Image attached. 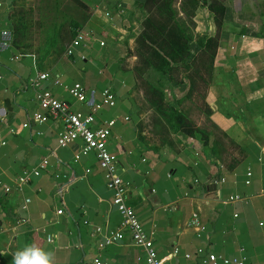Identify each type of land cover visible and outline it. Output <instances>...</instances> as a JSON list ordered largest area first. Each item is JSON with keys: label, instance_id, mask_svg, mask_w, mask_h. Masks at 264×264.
Masks as SVG:
<instances>
[{"label": "crops", "instance_id": "1", "mask_svg": "<svg viewBox=\"0 0 264 264\" xmlns=\"http://www.w3.org/2000/svg\"><path fill=\"white\" fill-rule=\"evenodd\" d=\"M13 1L0 0V264L33 243L53 253L55 264H146L121 227L96 155L74 162L80 140L59 147V121L32 122L43 112L30 84L40 72L49 75L41 90L74 112L88 114L104 89L113 93L115 105L97 111L91 128L115 120L107 149L126 204L164 264H210L208 253L264 264V0H212L209 7L171 0L177 30L208 33L188 44L185 66L182 59L162 75L176 81L163 95L183 128L171 122L172 109L149 100L140 53L145 23L158 16L150 0H63L68 29L77 25L91 39L67 55L70 34L41 61L12 42ZM76 82L88 105L70 97L66 88ZM43 159L46 168L18 190V179ZM193 213L204 226L199 233L187 226ZM117 232L115 244L103 245Z\"/></svg>", "mask_w": 264, "mask_h": 264}, {"label": "built area", "instance_id": "2", "mask_svg": "<svg viewBox=\"0 0 264 264\" xmlns=\"http://www.w3.org/2000/svg\"><path fill=\"white\" fill-rule=\"evenodd\" d=\"M91 39L90 33L83 29H78L71 41V46L66 50L67 55H71V47L78 45L79 43H86ZM17 59V57H15ZM49 75L45 72H40L37 76L30 80L31 86L36 90V102L38 107L43 111L42 113L35 112L31 120L33 123L43 124L49 120L59 121L62 125L60 131L57 134L58 146L67 147L77 140H80L82 145L79 151L74 155V162H78L81 157H85L90 153H94L98 160L99 168L104 172L106 178L107 188L113 192L112 203L117 207L121 216V227L131 235L134 246L141 248L145 253L146 264H164L163 260L157 255L156 249L153 245V240L150 236L143 232V229L136 217L134 210L126 204L125 196L126 189L122 183L120 177L117 174L116 157L111 154L107 149V140L111 132V128L114 126L115 120L104 122L103 126L98 129H92L91 126L95 122V113L102 107H113L115 105V98L113 93L109 89H104L101 93V100L96 104H89L85 90L80 83H74L70 87H67V91L75 101L88 105L91 107V111L88 114H82L80 112H74L70 105L64 101H60L53 97L50 91L41 90V83L48 80ZM55 86H61L58 80H54ZM23 127H27L24 125ZM47 166V160L43 159L40 163L32 169L30 172L25 173L17 181L18 190H22L23 186L28 183L30 177H36L40 175ZM89 171L86 170L87 174ZM248 176L250 174L248 173ZM216 185L220 183V180L215 182ZM9 188H5L6 192H9ZM28 200H26V203ZM61 210L57 211V215H61ZM24 222V221H23ZM187 226L194 230L196 233L201 232L204 226L200 222L198 213L191 215L190 221ZM100 230L97 229V232ZM120 238V233H115L104 237L103 245L115 244ZM48 242H51V238H47ZM100 246H102L100 244ZM176 254L177 251H174ZM188 257V256H186ZM208 262L210 264H244L242 260L227 259L221 255H212L208 253ZM98 259H94L91 264H99Z\"/></svg>", "mask_w": 264, "mask_h": 264}, {"label": "rangeland", "instance_id": "3", "mask_svg": "<svg viewBox=\"0 0 264 264\" xmlns=\"http://www.w3.org/2000/svg\"><path fill=\"white\" fill-rule=\"evenodd\" d=\"M63 0H14L10 10V32L12 38L17 42L22 49V53L30 57H34L36 60L43 59L51 52L58 51L59 47L63 46L64 41L70 36V30L68 24L61 14V5ZM212 0H201L202 7L212 5ZM207 16V15H206ZM154 21L158 20V16L153 18ZM173 21L178 22L182 27L180 18L177 15L173 18ZM182 34V38L186 41L187 53H190L188 44L194 40H205L208 37L207 31H204V35L200 36L196 32V27H193V31L187 28ZM196 30V31H195ZM180 32H174V35H178ZM181 38V39H182ZM215 36H211L208 41H214ZM182 39V42H183ZM207 40V39H206ZM148 60H151L148 56H144ZM143 60V59H141ZM187 61L183 62L186 65ZM141 66L145 65V62H140ZM153 65V64H151ZM161 67V65H153ZM175 65H173L174 67ZM179 66V65H178ZM145 70H148V80L146 87L150 90L149 100L159 108H166L167 106L172 111H166L167 114L171 112V122L178 124L180 127H184V121L177 111L171 106L174 102L171 100L167 102L163 91L166 86H173L176 84L175 80H170L167 77L164 79L163 74L156 71L150 64H146ZM180 69V68H179ZM173 71L171 74H173ZM145 82V81H144ZM143 86L145 87L144 83ZM183 130V129H182Z\"/></svg>", "mask_w": 264, "mask_h": 264}, {"label": "trees", "instance_id": "4", "mask_svg": "<svg viewBox=\"0 0 264 264\" xmlns=\"http://www.w3.org/2000/svg\"><path fill=\"white\" fill-rule=\"evenodd\" d=\"M158 11V20L148 19L146 21V30L142 33V52L140 56L146 64H150L156 71L161 73L170 72L177 67V62L182 59L185 61L190 53H187L186 41L181 37L184 31L177 30L179 26L173 23L171 9V0H150ZM77 25H72L70 33L72 37L75 35ZM174 32H180L178 35H174ZM12 37V35H11ZM185 41L182 44V39ZM12 42L15 46L19 47L17 42L12 38ZM144 44V45H143ZM20 48V47H19ZM22 50V49H21ZM148 56L151 60H148L144 56ZM41 61V59H40ZM161 65L156 67L153 65ZM173 65H175L173 67Z\"/></svg>", "mask_w": 264, "mask_h": 264}, {"label": "clouds", "instance_id": "5", "mask_svg": "<svg viewBox=\"0 0 264 264\" xmlns=\"http://www.w3.org/2000/svg\"><path fill=\"white\" fill-rule=\"evenodd\" d=\"M11 264H55L53 253L33 243L12 254Z\"/></svg>", "mask_w": 264, "mask_h": 264}]
</instances>
